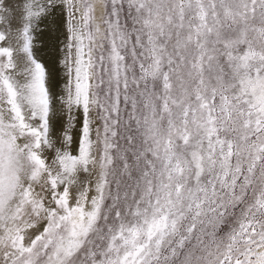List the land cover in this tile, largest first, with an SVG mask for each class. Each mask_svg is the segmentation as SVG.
<instances>
[{
	"label": "snow or ice",
	"instance_id": "1",
	"mask_svg": "<svg viewBox=\"0 0 264 264\" xmlns=\"http://www.w3.org/2000/svg\"><path fill=\"white\" fill-rule=\"evenodd\" d=\"M15 7L13 34L0 0V264H264V0ZM58 11L50 68L33 34Z\"/></svg>",
	"mask_w": 264,
	"mask_h": 264
},
{
	"label": "bare ground",
	"instance_id": "2",
	"mask_svg": "<svg viewBox=\"0 0 264 264\" xmlns=\"http://www.w3.org/2000/svg\"><path fill=\"white\" fill-rule=\"evenodd\" d=\"M5 5H12L14 6V11L9 13V17L12 19L11 23V31L13 34L20 26V17H19V9L15 6L22 3V0H4ZM97 16H99V11H97ZM14 17V18H13ZM59 27V30H57ZM9 25L6 23L4 25H0V29L8 30ZM33 51L34 54L37 56L38 59L43 61L46 65L50 68H54L55 66V55L54 52V45L56 44V38L59 36L60 39H63V22L61 18V14L58 11L56 16L50 17L46 22L42 23L34 32L33 34ZM50 87L56 93H59L63 89V73L56 74L53 72V76L50 82ZM93 118V138L95 135V127L96 122L94 120V111L92 112ZM79 120L76 122L75 128L72 129V134L74 140L78 137L79 134ZM63 128L62 119L57 116V123H56V130L57 135L60 134ZM75 147V145H74ZM93 184L95 183V176L92 177ZM94 194V192L92 193Z\"/></svg>",
	"mask_w": 264,
	"mask_h": 264
},
{
	"label": "rangeland",
	"instance_id": "3",
	"mask_svg": "<svg viewBox=\"0 0 264 264\" xmlns=\"http://www.w3.org/2000/svg\"><path fill=\"white\" fill-rule=\"evenodd\" d=\"M129 25H130V22H129ZM93 111H94V120H95L96 125H97L98 120H97V117H96V111H95V109H93ZM94 139H95V135H94ZM121 143H123V141ZM209 230H211V229H209Z\"/></svg>",
	"mask_w": 264,
	"mask_h": 264
}]
</instances>
